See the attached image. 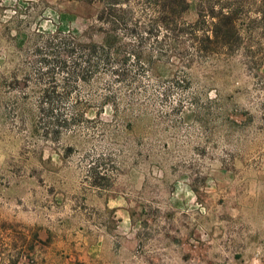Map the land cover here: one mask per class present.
I'll use <instances>...</instances> for the list:
<instances>
[{"label":"rangeland","instance_id":"rangeland-1","mask_svg":"<svg viewBox=\"0 0 264 264\" xmlns=\"http://www.w3.org/2000/svg\"><path fill=\"white\" fill-rule=\"evenodd\" d=\"M164 3L0 0V264H264V0Z\"/></svg>","mask_w":264,"mask_h":264},{"label":"trees","instance_id":"trees-1","mask_svg":"<svg viewBox=\"0 0 264 264\" xmlns=\"http://www.w3.org/2000/svg\"><path fill=\"white\" fill-rule=\"evenodd\" d=\"M187 7V0H165V3L162 5V8L164 11H166V13H168L169 15H171V13L175 12H183ZM223 7L221 6L220 10H218L217 12H212L211 15L214 16V18H216V21L214 23L213 28H215V30H213L214 32V36L215 38H219L220 34H222V27H227V26H231L234 27V20L232 17V12H222ZM215 13V14H214ZM166 23H169L167 20H165ZM224 34V33H223ZM222 39L223 36H221ZM15 264V263H12Z\"/></svg>","mask_w":264,"mask_h":264}]
</instances>
